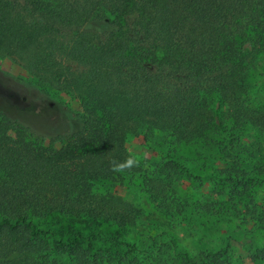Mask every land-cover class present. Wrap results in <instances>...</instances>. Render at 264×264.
Masks as SVG:
<instances>
[{"label": "trees", "instance_id": "trees-1", "mask_svg": "<svg viewBox=\"0 0 264 264\" xmlns=\"http://www.w3.org/2000/svg\"><path fill=\"white\" fill-rule=\"evenodd\" d=\"M6 58L77 109L0 110V264H264V0H0ZM52 215L120 233L66 238ZM215 220L242 240L191 254L180 230Z\"/></svg>", "mask_w": 264, "mask_h": 264}, {"label": "rangeland", "instance_id": "rangeland-1", "mask_svg": "<svg viewBox=\"0 0 264 264\" xmlns=\"http://www.w3.org/2000/svg\"><path fill=\"white\" fill-rule=\"evenodd\" d=\"M64 103L72 109H77L74 100L63 94L55 93L39 83L14 59H0V110H9L17 118L24 120L30 117L29 113L47 120L57 114L64 118L66 115L61 112V108L65 107L62 105ZM46 143H49V139ZM127 147L137 161L145 163L146 166H148L147 161L154 156V153L148 150L141 141H129ZM182 155L183 159H187L188 164L199 172L198 162L201 164V160L197 154L190 148H184ZM212 165L223 166L220 163H213ZM119 193L128 201L143 205L147 211L150 210L151 207L144 195L133 185L120 186ZM36 222L41 227L63 232L66 238L74 236L77 232H82L85 236L101 234L104 237H111L120 233L112 225L103 224L98 227L91 225L85 219H71L62 215H52L44 220L36 219ZM213 222L215 224L213 228L192 226L191 232L180 230L183 245L191 254L196 255L204 250L219 248L227 243L229 236H235L237 240H242L240 235L231 231L235 227L229 226L226 221L220 223L215 220ZM148 230V227H142L139 232L143 234ZM138 235L137 232H127L124 238L130 242H136ZM253 236L260 244L263 243L261 232H254Z\"/></svg>", "mask_w": 264, "mask_h": 264}]
</instances>
